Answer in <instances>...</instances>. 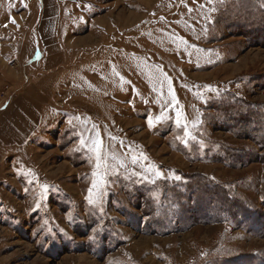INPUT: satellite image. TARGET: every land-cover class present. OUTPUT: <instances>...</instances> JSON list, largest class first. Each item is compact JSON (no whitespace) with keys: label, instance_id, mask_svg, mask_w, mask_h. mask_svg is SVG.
Segmentation results:
<instances>
[{"label":"rangeland","instance_id":"rangeland-1","mask_svg":"<svg viewBox=\"0 0 264 264\" xmlns=\"http://www.w3.org/2000/svg\"><path fill=\"white\" fill-rule=\"evenodd\" d=\"M0 264H264V0H0Z\"/></svg>","mask_w":264,"mask_h":264},{"label":"snow or ice","instance_id":"snow-or-ice-1","mask_svg":"<svg viewBox=\"0 0 264 264\" xmlns=\"http://www.w3.org/2000/svg\"><path fill=\"white\" fill-rule=\"evenodd\" d=\"M12 23H15L14 20L11 21ZM7 26V25H5ZM165 80H167V77H165ZM161 86H163V82L161 83ZM169 87V94L172 96V100L175 101L176 97L174 93L172 92V87L171 83L169 82L168 84ZM155 122H163L166 117L164 116L163 112L161 113L160 116L155 117ZM154 119L153 118H148L147 119V124L151 128L154 126ZM182 119H184L183 115L181 112L177 111L175 114V124L179 127L183 128V135L185 139L182 140V143H184L187 146L188 140L192 139L191 134L188 130V124L187 122L181 123ZM71 123V121L69 122ZM195 127V125H193ZM93 134L94 138L92 136L89 137L88 140H85L83 136H81L79 143L81 147H85L86 145L91 144V146L88 148V151L93 153L94 155V160H95V171L92 173V176L94 177L92 186L88 190V203L90 205L95 203V200L93 199V192L94 190L99 189V194L98 198L103 195L104 190L107 188V182H106V177L109 172V164H108V155L104 149L103 142L100 138L99 132L95 130V125H93ZM114 139V138H113ZM177 139H181L180 137H177ZM138 157L133 156V164L138 162ZM156 176L160 177L162 174L159 170L155 172ZM142 178V177H141ZM175 179L179 180L180 177L176 176ZM101 185L104 187L101 188ZM44 191H48L47 186L44 187ZM43 195V193H41ZM40 204L37 203L36 208L37 210L39 209Z\"/></svg>","mask_w":264,"mask_h":264}]
</instances>
